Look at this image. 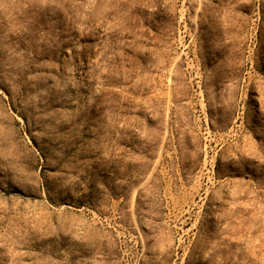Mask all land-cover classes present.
Masks as SVG:
<instances>
[{
	"label": "rangeland",
	"instance_id": "obj_1",
	"mask_svg": "<svg viewBox=\"0 0 264 264\" xmlns=\"http://www.w3.org/2000/svg\"><path fill=\"white\" fill-rule=\"evenodd\" d=\"M0 264H264V0H0Z\"/></svg>",
	"mask_w": 264,
	"mask_h": 264
}]
</instances>
